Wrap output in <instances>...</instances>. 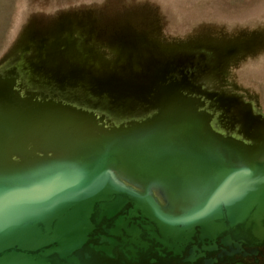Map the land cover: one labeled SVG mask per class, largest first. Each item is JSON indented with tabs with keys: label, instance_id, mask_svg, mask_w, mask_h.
<instances>
[{
	"label": "water",
	"instance_id": "obj_1",
	"mask_svg": "<svg viewBox=\"0 0 264 264\" xmlns=\"http://www.w3.org/2000/svg\"><path fill=\"white\" fill-rule=\"evenodd\" d=\"M53 26L0 62V264H259L264 130L219 126L237 48Z\"/></svg>",
	"mask_w": 264,
	"mask_h": 264
},
{
	"label": "rangeland",
	"instance_id": "obj_2",
	"mask_svg": "<svg viewBox=\"0 0 264 264\" xmlns=\"http://www.w3.org/2000/svg\"><path fill=\"white\" fill-rule=\"evenodd\" d=\"M64 22L98 34L86 42L99 50L119 37L117 23L183 52L233 45L221 83L264 117V0H0V62L29 32Z\"/></svg>",
	"mask_w": 264,
	"mask_h": 264
},
{
	"label": "flooded vegetation",
	"instance_id": "obj_3",
	"mask_svg": "<svg viewBox=\"0 0 264 264\" xmlns=\"http://www.w3.org/2000/svg\"><path fill=\"white\" fill-rule=\"evenodd\" d=\"M187 69L188 68L183 67V70L186 71ZM215 85L223 87L221 81L215 83ZM231 94L233 95L232 103L225 101L224 102L225 104L221 103V105L222 106L224 105L223 108L227 109V111H232V117H231L232 121H226V120L221 121V122H219V126L222 129H225L226 131L230 132V134L233 136L240 137L242 135H247V133H245L244 130L240 129L237 125H235L234 120H233L235 118V116L238 115V114H236V112H241V115H246L249 119V123L251 124L249 132L253 133V131L254 132L263 131L264 129H262L260 127V125H261V118H264V117H261V115H259L256 112V109L252 105V102L248 101L246 99L245 100L240 99L239 96L236 95L235 93H231ZM235 96H238V97H235ZM239 100H242V101H240L242 103H238ZM218 111L220 112V110H218ZM242 112H243V114H242ZM221 115H224V114H221V112H220V116ZM219 119H221V118H219ZM259 264H264V253H263L262 257H259Z\"/></svg>",
	"mask_w": 264,
	"mask_h": 264
}]
</instances>
